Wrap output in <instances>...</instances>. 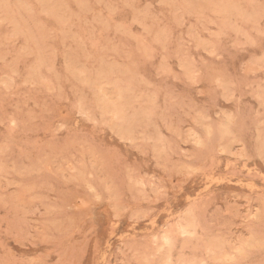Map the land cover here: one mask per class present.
Wrapping results in <instances>:
<instances>
[{
	"label": "rangeland",
	"instance_id": "obj_1",
	"mask_svg": "<svg viewBox=\"0 0 264 264\" xmlns=\"http://www.w3.org/2000/svg\"><path fill=\"white\" fill-rule=\"evenodd\" d=\"M225 263L264 264V0H0V264Z\"/></svg>",
	"mask_w": 264,
	"mask_h": 264
},
{
	"label": "bare ground",
	"instance_id": "obj_2",
	"mask_svg": "<svg viewBox=\"0 0 264 264\" xmlns=\"http://www.w3.org/2000/svg\"><path fill=\"white\" fill-rule=\"evenodd\" d=\"M83 2V1H82ZM227 4V3H226ZM228 5V4H227ZM233 5H234V2H233ZM237 5V4H236ZM235 5V7H236ZM41 9V7H40ZM222 9V8H221ZM45 10V9H44ZM223 11V10H222ZM135 20V19H134ZM248 22V21H247ZM141 24V23H140ZM146 27V26H144ZM236 28V27H235ZM240 28V27H239ZM240 30V29H239ZM249 41V40H248ZM253 41V40H252ZM212 53V52H211ZM214 54V53H213ZM219 82V81H218ZM105 85V84H104ZM104 92V91H103ZM106 94V93H105ZM110 97V96H109ZM120 99V98H119ZM114 101V100H113ZM116 112V111H115ZM110 123V122H109ZM228 148V147H227ZM226 149V148H225ZM207 178V177H206ZM195 220V219H194ZM179 230H181V232L185 233V234H191L193 233V228L192 227H188L187 225H184V224H179ZM194 235V234H193ZM164 243L165 244H168V245H171L172 244V238L169 236V235H165L164 237ZM194 239V238H193ZM211 246V245H210ZM208 249V248H207ZM225 256V255H224ZM245 257V256H244ZM169 258V257H168ZM224 258V257H223ZM240 259V258H239ZM238 259V261H239ZM236 262V261H235ZM188 263V262H187ZM227 264V263H225Z\"/></svg>",
	"mask_w": 264,
	"mask_h": 264
}]
</instances>
